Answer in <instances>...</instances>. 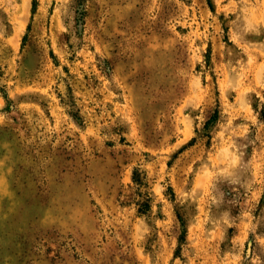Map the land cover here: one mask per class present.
Instances as JSON below:
<instances>
[{
    "label": "rangeland",
    "instance_id": "rangeland-1",
    "mask_svg": "<svg viewBox=\"0 0 264 264\" xmlns=\"http://www.w3.org/2000/svg\"><path fill=\"white\" fill-rule=\"evenodd\" d=\"M0 264H264V0H0Z\"/></svg>",
    "mask_w": 264,
    "mask_h": 264
}]
</instances>
